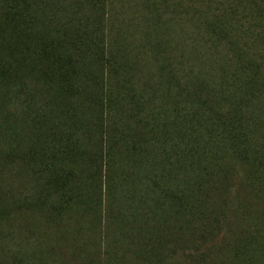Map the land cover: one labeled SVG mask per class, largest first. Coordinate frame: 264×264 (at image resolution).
I'll return each instance as SVG.
<instances>
[{
  "label": "trees",
  "instance_id": "1",
  "mask_svg": "<svg viewBox=\"0 0 264 264\" xmlns=\"http://www.w3.org/2000/svg\"><path fill=\"white\" fill-rule=\"evenodd\" d=\"M178 14L148 21L145 91L180 111L150 121L107 0H0V264H264V0ZM145 165L149 197L113 190Z\"/></svg>",
  "mask_w": 264,
  "mask_h": 264
},
{
  "label": "rangeland",
  "instance_id": "2",
  "mask_svg": "<svg viewBox=\"0 0 264 264\" xmlns=\"http://www.w3.org/2000/svg\"><path fill=\"white\" fill-rule=\"evenodd\" d=\"M107 4L109 6V9L112 11L114 15V20L121 21V24L124 25V27L127 28L128 31L130 32V34L128 32L129 40L133 44V47H135L134 49H135V53L137 56L136 59H139L138 69L136 70L133 69L134 74H133L132 81H133L135 91L137 92L136 96H138L139 101L141 102V105L142 104L147 105V109H145V113L142 112V115L145 117V120L149 119L150 121H152V119L155 117L157 121L159 119H160L159 121H164L165 119L171 121V119L176 114L180 113L179 108L177 111H175L172 106L170 108L166 107L165 109L160 108L161 106L160 104L162 103L163 94H164L162 90L157 93V99L153 103L156 106L152 107L151 106L153 105L151 104L152 98H153L152 92L150 93V92L145 91V87L147 86L148 83L153 85L155 79L157 78L155 75H158V70L156 69V67L154 68V64H153L156 62L153 59L154 52L149 51L147 47H142V46L144 44H147V42H149L148 37L151 38V36H148V33H149L148 21L149 20L153 21V18H154V20L162 23L161 21L162 19L171 18L173 15L174 16L177 15L178 17L179 15L178 13L183 7V0H107ZM183 27H184L183 28V33H184L185 27H189V26L183 25ZM181 28L182 27L178 24H175L172 27V35L170 37L172 44L169 47V51L171 53L168 52L169 55L171 56V59H170L171 61L175 59L176 56H177L176 61H178L179 59L178 54L180 55V32L182 33ZM173 41L176 43L175 46L177 50L175 48L173 49V44H174ZM214 59L215 57H213L208 52H205V61L200 62L204 66L202 67V70L204 69V71L209 76H212L217 66L216 63H219L220 61V60H217L216 62V60ZM162 62H163V59L161 60L160 64H162ZM37 104L40 106L39 101H37ZM157 109H159L158 112H156ZM120 114H124V112ZM151 114H154L153 118H150ZM116 119H119L118 115ZM103 127H104L103 131L105 133L109 126L106 124V125H103ZM114 128L115 129H113V131L118 130V127L116 128L114 126ZM120 159L124 161L123 155L120 156ZM116 160L118 162V159ZM160 170H161V167H153L150 165H145L140 170V167L138 166L137 172L129 173L130 174L129 176L124 177L121 180L117 178V181L118 183H120V186L118 188H114L113 190L116 189V192L118 189H121L122 191L126 190L127 193L130 194L131 190L137 189L139 190L138 193L140 192L141 195H143L144 197L145 195L148 194V197H149V193H147L149 192V189H150V178L149 177L150 175L152 176L154 173H160ZM17 184H20L23 187L26 186L24 179L21 180V183H17ZM18 187L20 188L19 185ZM29 227L32 228L33 236H36L39 239L41 233L39 230H36L37 229L36 225L34 226L31 225ZM77 227H78V221H73L71 229L74 230V234H73V237L71 236L72 238H74V236L76 235ZM46 228L47 227H45L44 229ZM23 235L29 236L31 234L27 229H25L23 231ZM5 243H9V240H6ZM8 258L9 257L5 258V260Z\"/></svg>",
  "mask_w": 264,
  "mask_h": 264
}]
</instances>
